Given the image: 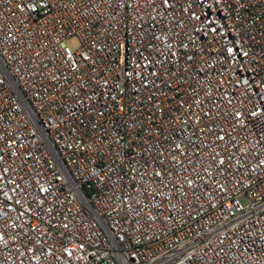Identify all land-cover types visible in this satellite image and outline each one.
Listing matches in <instances>:
<instances>
[{"label": "built area", "instance_id": "obj_1", "mask_svg": "<svg viewBox=\"0 0 264 264\" xmlns=\"http://www.w3.org/2000/svg\"><path fill=\"white\" fill-rule=\"evenodd\" d=\"M0 264H264V0H0Z\"/></svg>", "mask_w": 264, "mask_h": 264}, {"label": "rangeland", "instance_id": "obj_2", "mask_svg": "<svg viewBox=\"0 0 264 264\" xmlns=\"http://www.w3.org/2000/svg\"><path fill=\"white\" fill-rule=\"evenodd\" d=\"M66 45L71 49V50H77L79 48V43L77 41V39L75 38H71V39H68L66 41ZM240 203L242 205H245V200L244 199H240Z\"/></svg>", "mask_w": 264, "mask_h": 264}]
</instances>
